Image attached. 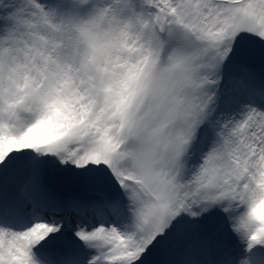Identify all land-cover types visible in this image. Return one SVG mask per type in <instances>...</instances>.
I'll list each match as a JSON object with an SVG mask.
<instances>
[{"label":"snow or ice","instance_id":"6c2138e0","mask_svg":"<svg viewBox=\"0 0 264 264\" xmlns=\"http://www.w3.org/2000/svg\"><path fill=\"white\" fill-rule=\"evenodd\" d=\"M0 264H264V0H0Z\"/></svg>","mask_w":264,"mask_h":264}]
</instances>
